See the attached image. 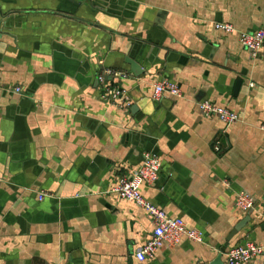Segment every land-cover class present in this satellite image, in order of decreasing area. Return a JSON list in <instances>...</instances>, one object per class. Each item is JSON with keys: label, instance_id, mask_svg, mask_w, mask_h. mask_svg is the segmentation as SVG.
<instances>
[{"label": "crops", "instance_id": "1", "mask_svg": "<svg viewBox=\"0 0 264 264\" xmlns=\"http://www.w3.org/2000/svg\"><path fill=\"white\" fill-rule=\"evenodd\" d=\"M216 22L254 32L264 0H0V86L22 88H0V264H227L223 249L264 245V51L253 58ZM104 69L130 73L108 78L130 110L102 99ZM165 79L182 98H154ZM202 100L240 121L205 117ZM147 152L162 170L143 194L204 242L142 262L153 221L108 189Z\"/></svg>", "mask_w": 264, "mask_h": 264}, {"label": "built area", "instance_id": "2", "mask_svg": "<svg viewBox=\"0 0 264 264\" xmlns=\"http://www.w3.org/2000/svg\"><path fill=\"white\" fill-rule=\"evenodd\" d=\"M215 28L228 34L238 33L240 43L249 50L253 58H259L264 51V25L254 32L239 31L228 22H216ZM129 72L104 69L98 75V82L101 85V97L108 103L123 106L125 110H130L132 103L128 92L119 85H110L109 77H128ZM0 88L7 91L22 92L20 86ZM153 96L160 99L164 96L182 98L183 90L181 86L174 81L165 79L154 85ZM198 105L205 117H217L227 127L240 121V114L226 105L219 104L212 100H202ZM264 131V123L260 125ZM215 150L221 153L220 143L215 144ZM162 160L153 153L147 152L144 155L142 164L134 170L122 172L117 183L108 189V192L116 195L118 198L133 202L142 207L151 217L154 224V231L150 239L136 252L139 261L153 260L158 251L164 247H176L184 239L203 243V232L189 228L183 218H174L160 206L152 203L143 194L144 186L155 185L161 176ZM41 196L40 198H43ZM236 205L239 209L247 212L254 208L255 199L246 192H241L236 197ZM264 255V245L253 240H247L242 244H236L226 251L227 264H248L254 259Z\"/></svg>", "mask_w": 264, "mask_h": 264}, {"label": "water", "instance_id": "3", "mask_svg": "<svg viewBox=\"0 0 264 264\" xmlns=\"http://www.w3.org/2000/svg\"><path fill=\"white\" fill-rule=\"evenodd\" d=\"M5 30L4 26L0 25V33H2L3 31ZM127 63L130 64V68L131 70L135 73V74H138V73H143L145 71V69L143 68V66H141L140 64H137L135 61H133V59H131L130 57L127 58ZM240 82L237 83V86L235 87V89L238 88ZM251 211L253 212L254 209H251ZM251 212V213H252ZM249 219H247L246 221H249L250 220V217H248ZM246 221H244L242 224H240L238 227H237V231H240L246 224ZM262 226L264 227V223L262 224ZM226 252L225 249L222 250V253ZM222 255L220 256L219 260H222Z\"/></svg>", "mask_w": 264, "mask_h": 264}]
</instances>
